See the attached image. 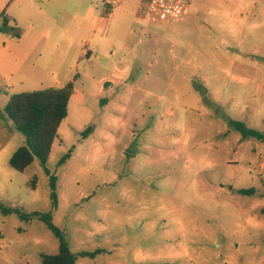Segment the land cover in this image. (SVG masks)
I'll list each match as a JSON object with an SVG mask.
<instances>
[{"label": "rangeland", "instance_id": "obj_1", "mask_svg": "<svg viewBox=\"0 0 264 264\" xmlns=\"http://www.w3.org/2000/svg\"><path fill=\"white\" fill-rule=\"evenodd\" d=\"M147 2L81 0L57 21L66 35L38 22L35 73L0 81V206L49 213L76 264H264V142L230 124L264 133V0H194L174 23L145 19ZM69 82L46 163L54 205L37 159L10 166L25 137L4 106ZM58 251L42 220L0 209V264Z\"/></svg>", "mask_w": 264, "mask_h": 264}, {"label": "trees", "instance_id": "obj_2", "mask_svg": "<svg viewBox=\"0 0 264 264\" xmlns=\"http://www.w3.org/2000/svg\"><path fill=\"white\" fill-rule=\"evenodd\" d=\"M74 93L73 82L67 83L64 87H49L42 90L24 91L9 97L4 112L12 122L16 131L23 134L25 143L18 147L10 158L9 164L18 171H24L37 159L43 166L50 179L51 198L53 204L57 203L56 178L50 175L46 169L53 144L57 138L58 130L63 120L68 116V107ZM233 129L238 131L242 139H255L264 142V133L248 128L239 121H230ZM70 153L65 154L59 161V165L65 163ZM238 193L252 195L254 190L239 189ZM4 214L16 213L21 219L26 220L37 217L42 220L48 228L59 239V251L56 254H43L41 264H76L77 256L69 251L65 234L55 227L49 213L40 214L21 213L17 209L0 206ZM79 253L82 257H93L99 253Z\"/></svg>", "mask_w": 264, "mask_h": 264}, {"label": "crops", "instance_id": "obj_3", "mask_svg": "<svg viewBox=\"0 0 264 264\" xmlns=\"http://www.w3.org/2000/svg\"><path fill=\"white\" fill-rule=\"evenodd\" d=\"M78 1V7L75 2ZM81 0H0V81L8 85L21 71L35 73V62H29L39 52L44 31L38 22L60 29L66 35L67 29L56 26L59 19L71 15L69 26L79 15Z\"/></svg>", "mask_w": 264, "mask_h": 264}, {"label": "built area", "instance_id": "obj_4", "mask_svg": "<svg viewBox=\"0 0 264 264\" xmlns=\"http://www.w3.org/2000/svg\"><path fill=\"white\" fill-rule=\"evenodd\" d=\"M194 0H148L143 17L153 22H179L189 13ZM125 0H102L107 11L121 6Z\"/></svg>", "mask_w": 264, "mask_h": 264}]
</instances>
